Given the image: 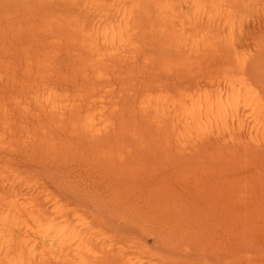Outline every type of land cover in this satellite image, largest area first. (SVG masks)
Masks as SVG:
<instances>
[{
	"label": "rangeland",
	"instance_id": "374dc122",
	"mask_svg": "<svg viewBox=\"0 0 264 264\" xmlns=\"http://www.w3.org/2000/svg\"><path fill=\"white\" fill-rule=\"evenodd\" d=\"M171 2L178 15L192 14L190 0ZM225 2L235 19L230 51L186 55L145 41L114 71L105 69L110 123L103 130L112 135L89 144L69 132L70 124H52L31 110L42 84L78 92L73 77L81 50L52 23L74 10L0 0V223L10 219L5 235L17 228L16 238L28 236L22 257L36 259L23 264H264L262 138L237 132L239 144L226 139L222 146L177 153L126 109L140 95L194 88L206 76L235 69L264 92V0ZM86 99L73 103L79 115L88 110ZM119 125L123 130L114 135ZM232 145L237 148H227ZM23 198L57 210L16 218L2 209L7 200ZM59 228L76 234L82 250L50 242ZM18 262L16 256L0 260Z\"/></svg>",
	"mask_w": 264,
	"mask_h": 264
},
{
	"label": "bare ground",
	"instance_id": "6f19581e",
	"mask_svg": "<svg viewBox=\"0 0 264 264\" xmlns=\"http://www.w3.org/2000/svg\"><path fill=\"white\" fill-rule=\"evenodd\" d=\"M36 1L61 3L74 10L75 14L71 16L54 17L52 23L69 33L68 36L63 32L75 47L80 48L81 55L73 77L78 79V92L69 94L65 89L42 84L43 87L31 96L35 104L31 108L32 114H43L50 123H59V126L70 124L69 132L89 144H99L112 135L103 130L110 123L103 105L109 94L105 69L114 71L118 63L139 50L140 42L164 45L175 53L186 55H200L207 49L216 51L218 48L228 52L235 42L232 5L224 0H190L194 8L191 15H178L171 0ZM143 21H149L145 32L139 26ZM200 29H203L201 34ZM23 50L19 57L25 55ZM236 66L242 68V63ZM224 73L223 77L206 76L205 81L194 88L184 89L186 86L178 85L164 93L156 92L154 96L151 93L140 95L126 108L128 115L149 132L157 134L167 148L175 149L177 153L222 146L226 139H237L239 144L237 132L239 135L245 132L252 140L261 137L264 142V92L243 70ZM168 84H176L175 79L164 80L162 86ZM84 97L88 110L82 116L76 106L80 100L84 101ZM119 129L123 130L121 125L112 130L113 134L120 133ZM131 132L135 136L136 132ZM227 148L233 150L237 145ZM226 153L235 152L229 150ZM2 209L8 210L9 217L16 218L57 210L56 205L44 206L28 198L20 202L7 200ZM9 220L0 223V260L16 256L18 264H23L22 253L28 236L19 234L16 238L17 228H10V235L3 234L9 228ZM20 225L21 221H17L16 226ZM61 228L49 237V241L56 240L60 247L82 250L80 238L76 239V234ZM30 259L36 258L26 256L24 260Z\"/></svg>",
	"mask_w": 264,
	"mask_h": 264
}]
</instances>
